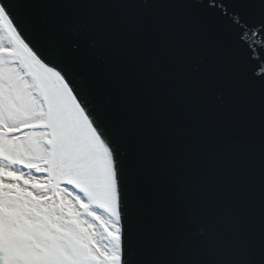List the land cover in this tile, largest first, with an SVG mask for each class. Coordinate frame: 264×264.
<instances>
[{"label": "snow or ice", "instance_id": "obj_1", "mask_svg": "<svg viewBox=\"0 0 264 264\" xmlns=\"http://www.w3.org/2000/svg\"><path fill=\"white\" fill-rule=\"evenodd\" d=\"M158 6L0 0V264H264V0Z\"/></svg>", "mask_w": 264, "mask_h": 264}, {"label": "water", "instance_id": "obj_2", "mask_svg": "<svg viewBox=\"0 0 264 264\" xmlns=\"http://www.w3.org/2000/svg\"><path fill=\"white\" fill-rule=\"evenodd\" d=\"M153 2V0H150ZM154 2L159 5L154 10V18L150 22L152 24H159L161 22L178 20L183 13L180 9L168 8L165 5L176 2V0H154ZM217 4H220L222 0H215ZM207 16H215V12L206 13ZM223 28V26H221ZM221 43L231 49L232 55L240 61V71L243 75L245 69L247 76H251V70L255 67L256 61L250 60L248 56V49L244 40L240 38L237 34L236 29H230L226 32L221 33ZM159 56V53H156ZM194 57L186 65L184 71L196 79L200 76V72L195 71L197 67L200 68L201 72L207 66L210 58V52L205 47H198L194 51ZM202 58V59H198ZM233 96L228 92L223 86H218L207 94H205L200 100V113L205 117H211L215 113H220L229 108L233 102ZM177 102H182L180 97H177ZM182 132L187 135L189 133H194L195 128L191 123H187L183 126Z\"/></svg>", "mask_w": 264, "mask_h": 264}]
</instances>
